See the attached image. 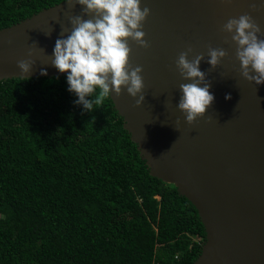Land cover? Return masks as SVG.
<instances>
[{"label":"trees","instance_id":"obj_1","mask_svg":"<svg viewBox=\"0 0 264 264\" xmlns=\"http://www.w3.org/2000/svg\"><path fill=\"white\" fill-rule=\"evenodd\" d=\"M62 0H0V28ZM66 75L0 80V264H194L197 209L152 175L111 97Z\"/></svg>","mask_w":264,"mask_h":264},{"label":"water","instance_id":"obj_2","mask_svg":"<svg viewBox=\"0 0 264 264\" xmlns=\"http://www.w3.org/2000/svg\"><path fill=\"white\" fill-rule=\"evenodd\" d=\"M260 4L141 0V8L150 9L142 26L149 46L129 40L128 63L142 68L144 101L137 106L123 87L110 96L150 173L174 184L197 209L206 239L194 264H264V83L241 75L236 44L223 31L229 19L248 14L264 38ZM81 8L69 9L62 0L0 28V80L66 75L51 64V55L56 39L71 31L70 16L93 18ZM209 48L227 53L215 68L207 63ZM181 52H188L189 60L203 54L199 68L215 97L191 123L177 108L180 84L191 82L176 66ZM20 60L34 61L25 76L17 67Z\"/></svg>","mask_w":264,"mask_h":264},{"label":"clouds","instance_id":"obj_3","mask_svg":"<svg viewBox=\"0 0 264 264\" xmlns=\"http://www.w3.org/2000/svg\"><path fill=\"white\" fill-rule=\"evenodd\" d=\"M64 3L69 9L82 6L84 15L93 14L92 19L70 16L71 31L56 39L51 55V64L58 72L66 73L67 91L76 96L73 103L81 105L84 111L93 112L111 93L119 95L123 87L139 106L144 101L142 68L128 63L131 52L128 41L144 48L149 46L142 26L150 9L141 8V0H64ZM260 7H264V0ZM252 8L259 10L256 4ZM223 31L231 34L236 44L241 75L256 85L264 83V38L258 35L261 33L259 25L244 14L229 19ZM226 54L223 48H209L207 63L215 68ZM32 55L29 49L28 56ZM187 56L188 52H181L176 60L181 76L191 81L180 84L177 108L184 114L185 121L191 123L204 115L215 97L209 90L211 84L206 72L199 68L203 54L192 60ZM33 64L32 60H20L17 67L25 76ZM41 75H46L45 69H41ZM230 98V94H226L225 99Z\"/></svg>","mask_w":264,"mask_h":264}]
</instances>
